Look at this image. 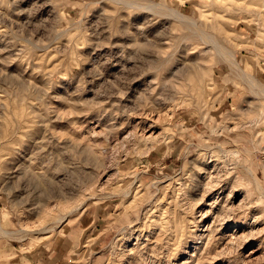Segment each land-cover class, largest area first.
Returning <instances> with one entry per match:
<instances>
[{"label":"rangeland","instance_id":"374dc122","mask_svg":"<svg viewBox=\"0 0 264 264\" xmlns=\"http://www.w3.org/2000/svg\"><path fill=\"white\" fill-rule=\"evenodd\" d=\"M0 264H264V0H0Z\"/></svg>","mask_w":264,"mask_h":264},{"label":"crops","instance_id":"0c3cea01","mask_svg":"<svg viewBox=\"0 0 264 264\" xmlns=\"http://www.w3.org/2000/svg\"><path fill=\"white\" fill-rule=\"evenodd\" d=\"M84 215H87V214H83V216ZM84 221H85V219H84V217H82L80 220V226H81V230L83 231L82 233H84V234H83V236L81 235V239L86 238L87 239L86 241L88 242V240H90V238H89L90 237V224L88 226H85ZM84 231H88V232H84ZM79 243H80V241H79Z\"/></svg>","mask_w":264,"mask_h":264}]
</instances>
